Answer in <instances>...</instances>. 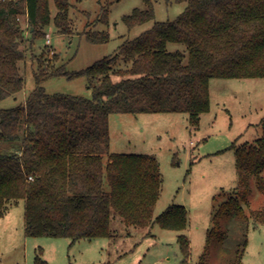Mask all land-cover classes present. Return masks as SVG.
I'll list each match as a JSON object with an SVG mask.
<instances>
[{"label": "trees", "instance_id": "obj_1", "mask_svg": "<svg viewBox=\"0 0 264 264\" xmlns=\"http://www.w3.org/2000/svg\"><path fill=\"white\" fill-rule=\"evenodd\" d=\"M124 18L129 27L154 18L153 4ZM185 9L172 21L155 22L118 51L79 72L48 59V49L34 56L36 87L14 108H0V217L9 204L24 200V232L31 237L81 239L112 236L117 214L126 226L157 224L177 232L182 261L190 246L183 233L187 211L171 205L153 217L161 175L150 155L114 153L109 144L112 114L186 113L192 126L209 109L212 79L264 77V0H174ZM54 24L70 33L69 0H53ZM25 17L29 42L46 37L49 0H0V101L23 87L20 62L25 59ZM103 8L97 21L106 22ZM92 43L108 40L106 32H86ZM28 40V37H27ZM168 44L184 50L170 51ZM47 47V46H46ZM85 76L90 99L48 94L41 84L51 77ZM119 77L113 81L112 77ZM261 135L236 148V196L215 212L204 251L196 264H240L243 249L226 252L230 219L264 223V210L244 212L252 181L264 194V119ZM234 147V146H233ZM216 247L221 254L213 255ZM217 253V252H216Z\"/></svg>", "mask_w": 264, "mask_h": 264}, {"label": "rangeland", "instance_id": "obj_2", "mask_svg": "<svg viewBox=\"0 0 264 264\" xmlns=\"http://www.w3.org/2000/svg\"><path fill=\"white\" fill-rule=\"evenodd\" d=\"M70 33L57 31L56 7L49 0V24L46 37L29 42L25 17L26 57L20 62L23 87L0 101L1 109L22 104L36 87L34 56L48 49L50 61L68 72H79L95 62L116 53L124 41L133 40L150 30L155 22L174 20L185 9V3L157 0L154 18L129 27L124 18L134 10L146 9L144 0H69ZM103 8L106 22L97 21ZM106 32L108 40L92 43L86 32ZM28 37V40H27ZM49 41V42H47ZM47 46V47H46ZM170 51L184 50L181 44H168ZM119 77L113 76L116 81ZM41 86L48 94L79 96L90 99L91 90L85 76H56ZM264 119V77L248 79H212L209 83V109L192 126L186 113L112 114L109 116V144L114 153L153 156L162 179L160 195L153 217L171 205L187 211L183 232L190 246L187 263L177 243V232L157 224L145 228L126 226L112 214L109 230L112 236L81 239L71 243L66 238L31 237L24 232V200L9 204L0 217V264H196L204 251L211 220L220 205L236 196L238 175L235 150L253 143L261 135ZM234 146V147H233ZM264 175V172H263ZM244 212L264 210V194L252 181ZM224 251L243 249L240 264H264V223L230 219L226 223ZM217 252V253H216ZM221 253L213 249V255Z\"/></svg>", "mask_w": 264, "mask_h": 264}, {"label": "built area", "instance_id": "obj_3", "mask_svg": "<svg viewBox=\"0 0 264 264\" xmlns=\"http://www.w3.org/2000/svg\"><path fill=\"white\" fill-rule=\"evenodd\" d=\"M47 42H49V41H47Z\"/></svg>", "mask_w": 264, "mask_h": 264}]
</instances>
